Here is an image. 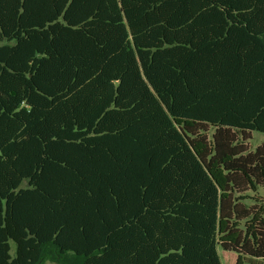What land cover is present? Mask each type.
Listing matches in <instances>:
<instances>
[{"label":"trees","instance_id":"1","mask_svg":"<svg viewBox=\"0 0 264 264\" xmlns=\"http://www.w3.org/2000/svg\"><path fill=\"white\" fill-rule=\"evenodd\" d=\"M253 132L264 0H0V264H264Z\"/></svg>","mask_w":264,"mask_h":264},{"label":"rangeland","instance_id":"2","mask_svg":"<svg viewBox=\"0 0 264 264\" xmlns=\"http://www.w3.org/2000/svg\"><path fill=\"white\" fill-rule=\"evenodd\" d=\"M248 149L251 152H254L258 147H261L264 145V134L259 132H253L251 139L247 142ZM251 198H257L255 200L264 201V192L260 190L259 195H255L254 193H251ZM247 204L249 207H255L256 210L259 209V205L254 200H248ZM12 253H15V247L12 251ZM219 255L222 261V264H236L238 255L231 252L223 251L222 249H219ZM45 264H56L52 261H47ZM254 264H260V263H254Z\"/></svg>","mask_w":264,"mask_h":264}]
</instances>
